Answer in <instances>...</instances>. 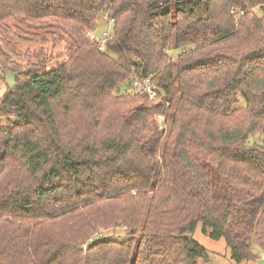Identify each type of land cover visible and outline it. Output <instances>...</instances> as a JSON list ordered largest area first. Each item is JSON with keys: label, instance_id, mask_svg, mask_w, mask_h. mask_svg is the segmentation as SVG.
<instances>
[{"label": "trees", "instance_id": "1", "mask_svg": "<svg viewBox=\"0 0 264 264\" xmlns=\"http://www.w3.org/2000/svg\"><path fill=\"white\" fill-rule=\"evenodd\" d=\"M106 11L100 52L86 33ZM50 38L66 41L56 66L17 52ZM0 72L16 76L0 97V264L208 263L199 224L233 263L257 260L264 0H0Z\"/></svg>", "mask_w": 264, "mask_h": 264}, {"label": "rangeland", "instance_id": "2", "mask_svg": "<svg viewBox=\"0 0 264 264\" xmlns=\"http://www.w3.org/2000/svg\"><path fill=\"white\" fill-rule=\"evenodd\" d=\"M256 14L259 15L258 11H255ZM104 13L100 14L98 18L96 19V24H95V29H97V32L101 34L106 29V24L103 21ZM11 36L14 34L13 30L11 31ZM14 40H17L16 36L14 35ZM47 44H42L40 43H27V44H20L17 47V52H20L22 55L25 53V51L30 52V54H36L39 49L44 47V53L46 55V58L48 60H51L49 63H47V69L56 66L58 62H61L65 59L66 57V51H65V39L62 42H57V41H52L51 38L48 39ZM66 42V41H65ZM172 54V62H176V54L177 53H170ZM29 58V57H28ZM24 59L26 57L24 56ZM22 63V65H25ZM15 75L11 73H1L0 72V97L5 93L7 88H12L14 86L15 82ZM130 92V91H129ZM0 123L3 126H6L5 119L0 118ZM258 143L262 144L261 141L257 140ZM202 226L201 224L198 225L197 229L195 230L193 234L194 240H196L204 249H206L210 255V261L208 264H235L231 261L230 258V251L226 247V244L224 240H219V241H213L210 240L207 236L202 234L201 232ZM103 239H118L120 240L125 238V231H120V230H107L103 231ZM253 251L255 255L257 256V260L254 262H244L241 264H264V250H261L257 247V245L254 243L253 244Z\"/></svg>", "mask_w": 264, "mask_h": 264}, {"label": "built area", "instance_id": "3", "mask_svg": "<svg viewBox=\"0 0 264 264\" xmlns=\"http://www.w3.org/2000/svg\"><path fill=\"white\" fill-rule=\"evenodd\" d=\"M242 15V14H240ZM232 16L237 20L238 15L232 12ZM103 21L106 24V29L100 33L97 32V29L87 31L86 35L90 42L97 44L98 50L100 52H105L106 44L111 40L113 32L114 20L109 17V12H104ZM132 90L142 96L147 97L150 101L155 102L158 99V89L156 85L153 84L151 78H133L131 82ZM156 121L159 126V131H166L167 126L165 125V118L163 116H157ZM101 234H99V237ZM208 264V263H203Z\"/></svg>", "mask_w": 264, "mask_h": 264}]
</instances>
